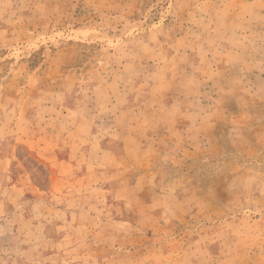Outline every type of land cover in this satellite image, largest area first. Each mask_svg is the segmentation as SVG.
<instances>
[{
	"label": "rangeland",
	"instance_id": "374dc122",
	"mask_svg": "<svg viewBox=\"0 0 264 264\" xmlns=\"http://www.w3.org/2000/svg\"><path fill=\"white\" fill-rule=\"evenodd\" d=\"M0 264H264V0H0Z\"/></svg>",
	"mask_w": 264,
	"mask_h": 264
}]
</instances>
